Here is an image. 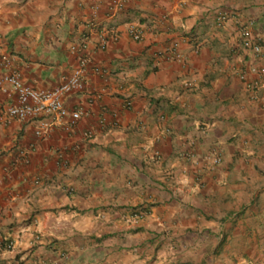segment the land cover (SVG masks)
Wrapping results in <instances>:
<instances>
[{
	"label": "crops",
	"instance_id": "crops-1",
	"mask_svg": "<svg viewBox=\"0 0 264 264\" xmlns=\"http://www.w3.org/2000/svg\"><path fill=\"white\" fill-rule=\"evenodd\" d=\"M173 41L182 60L158 55ZM82 42L73 126L9 118L0 90V264H264V87L251 99L237 76L264 61V0H0V78L53 86Z\"/></svg>",
	"mask_w": 264,
	"mask_h": 264
},
{
	"label": "built area",
	"instance_id": "built-area-1",
	"mask_svg": "<svg viewBox=\"0 0 264 264\" xmlns=\"http://www.w3.org/2000/svg\"><path fill=\"white\" fill-rule=\"evenodd\" d=\"M127 0H112L113 8L120 9L126 4ZM96 6H92V10H96ZM227 19V15L223 12L216 14V23L221 24ZM127 33L134 41H140L144 36V29L136 23H130L127 27ZM241 47L248 51L254 59L263 57V47L260 41L252 38L247 29H241ZM84 39L87 37L84 36ZM116 35L113 34V39ZM106 41L103 40L100 48L105 47ZM71 51L78 55V64L71 72L65 76L59 83L45 88H34L23 83L16 73H10L0 78V90L6 91L4 84L11 87L15 94L16 101L6 109V115L9 118H16L20 121L26 122L33 120L39 116L56 115L58 117H69L70 126H73L80 118L82 112L80 109L69 110L64 102V98L77 93L83 89L84 73L88 63V56L86 54V43L82 42L78 46L72 47ZM160 57L166 60H182V54L178 49V42H171L170 46L158 53ZM238 79L241 81L245 91L249 94L251 99L256 98V93L260 88L264 87V61L261 63H251L245 65L239 70ZM189 85V83H185ZM127 106L130 101L126 102ZM48 123L42 122L39 129L35 132L39 134L45 130ZM93 131L87 129L83 132L84 137H92ZM211 156V164L217 165L221 161L220 154L213 152ZM184 157L186 160L196 163L194 154L188 153ZM39 179H34V183H39ZM133 219L141 217L139 212H134L130 216ZM4 251H11L14 248V241L6 239L3 244ZM9 263V262H7ZM6 263V264H7Z\"/></svg>",
	"mask_w": 264,
	"mask_h": 264
}]
</instances>
